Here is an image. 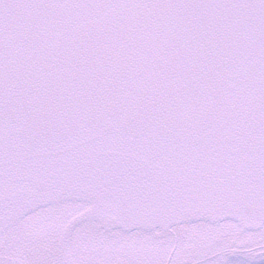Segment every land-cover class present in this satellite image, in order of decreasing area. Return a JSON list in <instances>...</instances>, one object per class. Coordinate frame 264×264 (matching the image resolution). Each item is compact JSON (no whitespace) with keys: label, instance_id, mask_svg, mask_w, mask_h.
Returning <instances> with one entry per match:
<instances>
[{"label":"snow or ice","instance_id":"1","mask_svg":"<svg viewBox=\"0 0 264 264\" xmlns=\"http://www.w3.org/2000/svg\"><path fill=\"white\" fill-rule=\"evenodd\" d=\"M0 264H264V0H0Z\"/></svg>","mask_w":264,"mask_h":264}]
</instances>
